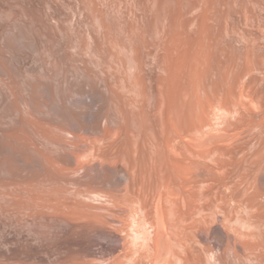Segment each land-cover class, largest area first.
<instances>
[{"label":"bare ground","instance_id":"6f19581e","mask_svg":"<svg viewBox=\"0 0 264 264\" xmlns=\"http://www.w3.org/2000/svg\"><path fill=\"white\" fill-rule=\"evenodd\" d=\"M170 21L174 20L170 18ZM106 25L98 29L101 32L99 39L93 32L83 38L84 35L77 36L71 30L63 32V28H59L62 33L54 34L56 39L53 40L49 36L53 34L50 28L49 34H40L43 39L47 37L43 45V39L39 40L42 36H37L36 41H41L42 45L39 47L34 40L21 44L14 39L0 42V221L48 223L62 229L70 228L72 233H77L75 230L114 233L112 226L120 224L123 232L132 233L129 236L131 245L124 242L123 246L137 255L134 264H142L146 258L150 259V264H201V255L197 257L200 251L193 252L197 246L194 248L193 244L194 249H190L195 239L191 236L205 233L207 228L214 233L211 238H214L215 247L211 249L210 244L208 251L220 253L217 258L214 254L215 261L223 256L226 259L231 252L241 258V252L237 251L242 247L254 254L259 247L264 249L261 242L264 241V206L257 198L264 195L257 196L263 191L258 188V182L264 183V156L259 155L264 146H259L258 153H252V158H248L250 151L246 148L250 142L248 145L247 141L241 143L240 138L248 129L259 127L262 122L264 125L263 114L257 125L256 114L247 107L249 101L257 102L256 93L252 90V94H247L248 104H244L239 98L246 99L248 88L244 93L240 92L235 110L232 107L235 100L231 98L239 95L225 93L222 101H217L219 105L214 104L219 107L218 111L215 108L216 112L212 111L214 117L210 112L212 95L209 101L206 99L210 94L206 93L207 98L204 96L209 106L204 101L206 106L203 103L197 106L190 96L193 92L188 94L182 86L185 90L177 89L181 84L179 79L185 78L179 73H185V64L189 60V56L185 61L183 57H187L185 53L193 52H184L185 56L175 53L178 62L183 58L180 65L184 61L183 68L179 67L183 72L175 71L174 41L178 38L173 35V30L165 29L161 43L147 45L144 42L143 45L140 42L127 49L120 40L111 39L112 32ZM182 38L179 37L180 41ZM51 41L56 43V49L49 50ZM182 44L183 48L188 46L186 40L185 43L181 41ZM21 49L38 51L34 56L4 54L7 50L18 52ZM249 58L251 61L252 57ZM249 61L244 62L247 69L251 66L247 67ZM207 65L211 66L210 62ZM223 69L227 73L228 68ZM223 69L220 67L221 71ZM188 72L187 69L186 78L191 69ZM197 99L196 104L202 101ZM210 113L213 119L209 120ZM196 114L197 121L194 120ZM197 134L199 138L195 136ZM262 138L260 142L263 143L264 135ZM255 178L262 180L256 182L257 189L254 186L259 189L258 194L253 188ZM214 200L216 211L220 209V224L211 220L208 213L210 209L214 210ZM124 201L127 205L122 204ZM121 205L131 207L126 208L131 210L130 215L126 214L125 208L121 209ZM225 221L233 225L226 226L229 223L225 225ZM228 227L233 239L227 235ZM234 237L240 240L234 241ZM244 237L249 239H242L247 242L241 243ZM187 242L191 243L190 247ZM174 244H179L181 251L171 250ZM237 244L243 246L237 250ZM262 250H259L260 258L264 253ZM132 255L129 254V259ZM245 255L248 258L249 255ZM255 255L259 258V253Z\"/></svg>","mask_w":264,"mask_h":264},{"label":"rangeland","instance_id":"374dc122","mask_svg":"<svg viewBox=\"0 0 264 264\" xmlns=\"http://www.w3.org/2000/svg\"><path fill=\"white\" fill-rule=\"evenodd\" d=\"M92 9H93V11H91ZM18 12H21V13H18ZM91 12L92 13L95 12L93 14V16L95 18L91 17L92 16ZM169 13L171 15H169ZM89 14H90V16L88 17ZM85 17H86V19H85ZM169 17L171 18V20H174L173 22L175 23V25L172 21H170ZM68 18H70L69 21H68ZM78 20H79V22H78ZM84 20L86 21L85 23H84ZM43 22L45 25H43ZM88 22H90V23H88ZM104 22H105V24H104ZM169 22H172V23H169ZM100 24L101 25L108 24V25H106V27L108 28V30H110L109 31L110 33L112 32L110 34V37L112 36L111 39L115 38L118 41L120 40L121 42H119V43L123 44V46L126 47L127 49H131V47L134 46L135 43L139 44L140 42H143V45H144V42H145V44L148 43L147 45H149V44L152 45V43L153 44L161 43L163 41L164 32L167 30V28L168 29L170 28L171 31L173 30V33H174L173 35L176 36V38L179 39V37L180 38L185 37L184 40L182 38L181 41H182V43H185V40L187 41V44H185V45H188V46H186L187 49L183 48L184 44L181 45L180 39L175 40V37H174V40L177 42L176 43L174 41V49L176 50V51L174 50V56L176 59L178 54L181 56H185L187 54L186 55L187 57H183L184 61L186 60L185 58H188V56H189V60H187L188 65L185 64V67H186V71L188 69V71H189L188 73H190V69H191V71L193 72V73L192 72L191 73L193 74L194 77L192 76L193 78L191 79L190 76L192 74L190 73V75H189L190 80L188 77L186 78L185 67H184L185 73L183 71H181L183 69H180V68H183L184 61L182 62L183 65L181 63L182 67L179 64V62H181L183 60V58L181 57L182 59H180L179 62L176 59L177 60L176 64L178 65V67L176 65L175 71L183 72L185 75L183 73H181V74L179 73V75L184 76L186 78V80L188 79L187 83H186L185 78H183L184 80L178 78L181 81V84H179V86H180L179 87L178 83H177V86H178L177 89L182 90V89H184L182 87H185L186 90L185 89L184 90L188 94L193 92L194 95H193V93H191L190 96H191L192 101L194 102V105H197V106L199 105V103H203V101L204 102L209 101L211 98V95H212L213 98H211L212 101H210V102L213 105H211V103L209 102L211 109L209 107H207L210 109L211 113H212V111H215V112H216V110L218 111L219 107H216V105L214 107V104L219 105L217 103V101L219 102V100H221V98L225 95V93L227 94V92H231V93H229V95L231 94V96H232V93H233V96L235 94L239 95V96L236 95V96L231 98V100L233 98H234L233 100H235V102L232 100L234 103V104H232L233 109L237 108L235 106V103L236 102L239 103L238 102L239 100H240V102L244 101L243 102L244 104H245V102L246 103L248 102L249 99H247L248 98L247 94L256 93V95H257L256 101L257 102H254L255 103L254 104L251 101H249L250 104L247 105V107L250 106L249 107L250 111L251 112L253 111V113L256 114L255 119H256L257 125L260 124V123L258 124V119L261 117V114H263L262 116H264V111L262 110V109H264V91H263L264 90V0H0V42L1 43H4L8 40L14 39L15 41L17 40L16 42L21 44L24 42H30L32 40L36 41L38 37L42 36L39 39V40H41L44 38L43 35L49 34L50 28L52 29V30L51 29L50 30H51V32H53V34L51 33L52 36L50 34H49V36L53 40L56 39L55 35H60V34H58L59 32L62 33L59 30V28L60 29L63 28L62 29L63 32H64V30H65V32H67L66 30H68V31L71 30L73 32V34H77V36L79 34H81V36L84 35L83 38H88V34L93 32L92 34H94L95 36L98 35V37L97 36L96 37L99 39V38H101V36H100L101 32H100V30H98V29H100V26H101ZM128 25H130L131 27ZM136 25H137V27H136ZM46 26H47V29L45 28ZM97 26H98V28H97ZM93 28L94 29L97 28V29H95L96 31ZM141 28L144 29L143 32H142ZM134 29H136V33L134 32L135 31ZM74 31H76L77 33H74ZM125 32H126V34H125ZM141 32H142V35H141ZM176 32H177V34H175ZM40 34H43V35H40ZM114 34H115V37H114ZM180 34H182V36ZM141 37L143 38V40L141 39ZM46 38L42 40V45H43V42H46ZM51 38H49V39H51ZM138 38H139V40H138ZM39 40H38V42L37 41L35 42L36 47L42 46L41 41H39ZM149 41H150V43H149ZM49 42L50 41H48V44H49ZM51 42L52 43L48 46L50 47L52 45V48H50L49 50L54 49V47L56 49V43L54 44L53 43L54 41H51ZM179 44L181 45V48L179 47L180 46ZM44 45H46L45 47H47V43L46 44L44 43ZM128 46H129V48H128ZM49 47H47V48H49ZM188 47H189V49H188ZM42 48L40 47L39 49H42ZM182 48H183V50H180L181 52H177L179 49H182ZM184 49H186L187 51L186 50L184 51ZM201 49H202V51H201ZM189 50H190V52H193V53H191L192 55L189 54V52H188ZM36 52L34 51V53H33V51L29 52V50L27 51L25 49H21V51L18 50V52L16 50L15 51H13V50L8 51L7 50L4 52V54L10 55V53H16L19 55L22 54L24 56H27L26 54H28V56H30V54H32V56H34L35 54H37ZM184 52H188V53H185V55H184ZM247 52L251 54V56H250V58L252 57L251 59L248 57L250 54H248ZM175 53L176 54L178 53L177 56ZM180 53H183V54H180ZM195 53H196V55H194ZM246 53H247V55H246ZM219 56H222V57H219ZM191 57H193V59ZM196 57L198 59H196ZM218 57H219V59H218ZM220 58H221V60H220ZM247 58H249L252 62L249 61ZM203 59H204V62H203ZM208 59H209L211 66L213 65V67H211L210 65H207V64H209V62L207 61ZM216 59H218V60L216 61ZM190 60L191 61L193 60L195 62H191ZM188 61H189V63H188ZM220 61L222 63H220ZM245 61L246 62L249 61L247 67L249 65H251V66L253 65L252 67L250 66L251 70L249 69V67H248V69L245 68L246 67L245 65L247 64ZM217 62H218V64H217ZM201 63L204 66H202ZM233 63L237 66H235ZM190 65H192V66L190 67ZM218 65H221V66H218ZM224 65H225V67H224ZM231 65H232V67L230 70ZM193 66H195V68ZM214 66H216V68L217 67L218 68L216 69ZM222 66H223V68H225V70H226V68H228L230 70V72H228L229 70L227 69L226 70L227 73H225ZM240 66H242L241 67L242 70L240 69ZM200 67H201V70L199 71ZM220 67H221V70L223 69V71L220 70ZM243 69L244 70L246 69V71H243ZM210 70H212V71H210ZM234 70H235V72H234ZM213 71H214V73H213ZM238 71H240L241 73ZM177 72H176V76L178 75ZM196 72H198L202 78H199L200 76ZM236 72H238V74H236ZM188 73H187V76H188ZM208 73H209V77L211 76L210 78L208 77ZM234 73L236 74V76ZM201 74H203V75H201ZM232 75H233V77H232ZM239 75H241L242 77L241 76H240L241 78L238 77ZM253 75H254V77H253ZM234 76L238 77V78H235ZM238 79H240V81ZM253 79H254V81H253ZM218 80L221 83L218 82ZM234 80H235V82H233ZM188 81H191V82H188ZM216 81L221 85H219ZM230 81H232V82H230ZM238 82H239V84H238ZM247 82H252V83L248 84ZM189 83H190V85L192 84V86L189 87ZM196 84H197V86H196ZM213 84L214 85L218 84V86H216V87L212 86L211 87V85H213ZM233 85H234V87H233ZM236 85H237V87L235 88ZM208 86H210V87H208ZM219 86H221V87H219ZM211 88H213L214 91L216 89V91L218 90L219 92L215 91V93H214V91ZM219 88L220 89L222 88V90H220ZM239 88L241 90L242 89L243 90L239 91ZM189 89L191 91H189ZM235 90H237V93ZM245 90H246L245 95L247 96L246 99L244 97H243V99L239 98L240 92L242 93ZM252 90L253 91L256 90V92H253ZM194 91H196V92H194ZM247 91H249L250 93ZM251 91H252V93H251ZM212 92H213V94H212ZM206 93H208V95L210 94L209 98H207L208 95ZM258 93H260L259 96H258ZM216 95H218V96H216ZM192 96L195 98L193 99ZM204 96L207 98L206 99L207 101L205 100ZM197 97L198 98L201 97V98L197 99ZM236 97L239 98L238 101H236L237 100ZM195 99H197L198 101H200V100H202V101H200V102H198V104H196L197 101ZM213 101H215V102L213 103ZM258 101L263 102L262 103L263 105H261L260 102L258 103ZM193 102H192V104H193ZM207 104H208V102L206 103V105ZM197 106H194V107L197 108ZM207 106H209V105H207ZM196 108H194V110ZM212 108L213 109L215 108L216 110L215 109L212 110ZM253 108H256L255 111H259V113L254 112ZM211 113H210V115H211ZM214 114L215 113L213 112L212 115L214 116ZM212 115L209 118V120L213 119ZM195 119L197 121V114H196L194 120ZM212 122L213 123L215 122V118H214V121H212ZM262 123H261L262 127L256 126V127L252 128V130L248 129L247 133L245 131L243 133V135L245 133H246L245 135L249 134L247 136V138L245 135H244L245 137L243 135H241L244 138L240 136V138H242L241 143L244 141L245 142L247 141V145H248L250 142V144L246 148L247 150L249 148L248 152L250 151L248 158H252L251 157V156H253L252 153H254V154L258 153L257 152L258 150H256V149H259L258 148L259 146L260 147H261V145H262V147L264 146V144H263L264 141H263V143L260 142V140L262 141V139H263L262 137L264 135V131H263L264 125ZM254 132H255V134H253ZM257 133H259V134L256 135ZM255 135H256V137H255ZM195 136L197 138L200 137V136H198V134ZM253 137H255L254 141L251 140ZM257 140H259L258 143L256 142ZM251 141H252V143H251ZM247 150H246V152H247ZM260 150H262V151H260ZM260 150L259 151L261 153L259 152V155L264 156V148L263 149L261 148ZM257 178L253 179V188L254 189L256 187L255 186L256 182L262 181V180L257 179ZM259 183L260 182H258V185H260V186H258V188L260 189V191L262 188L263 191L260 193L261 195L259 194L257 196H262V194L264 193V185H263L264 183H262V184L261 183L259 184ZM256 189H257V187H256ZM256 189L254 191H257L255 193L258 194L259 189L258 190H256ZM262 197H257V198H259L261 200V202L259 204H263V206H264V201H263L264 195ZM214 202H215V200L212 202V204ZM122 204L127 205L125 203V201H124V203L122 202ZM128 205H130V204H128ZM122 206L123 205H121V209L123 210L125 208L126 214L130 215L131 210H129V209L127 210L126 208L131 209V207L127 206V207L123 208ZM214 206L216 207V204H213V207ZM213 207H212V209H213ZM215 207H214V210L210 209V212H208V213L211 214L210 215L211 220L214 219V222L217 221L218 224H220V222H222L221 217H220L221 214L220 215L218 214V213H220V211H219L220 209L217 208L218 211H216ZM125 211H124V214H125ZM212 211L214 213L215 212H217V213L214 214ZM212 215H214V217ZM216 217L218 220L216 219ZM8 220L9 219H6V221L5 220L0 221V264H115V262H118V264H120V263L121 264H127V263L134 264V261L137 259V255H135L133 251H129V250H127L126 246H125V248L123 246L124 242L126 244L129 243V241L131 240V238L129 236L132 233L123 232V230H121L122 228H120V224H114L115 227L112 226V228L115 229V231L113 229L114 233L113 232L112 233H83V232L81 233L80 230H75V231H77V233H72V230L70 228H65V229L63 228L62 229V228H59L57 226L54 227L53 224L49 225L48 223H39V222H38L39 224L38 223L32 224V222L28 223L26 221H13V220L8 221ZM7 222H9V223H7ZM226 222L227 221L224 222L225 225L227 223H229V222H227V223ZM230 223L227 224L226 226L230 225V227H231V225H233V224H230ZM116 225H118L119 227L117 226V228H116ZM230 227H228L229 229L227 228L228 230H226V232H228L227 235L232 238L234 235L232 236V232L231 233L229 232ZM118 228L121 231H119V230L116 231V229H118ZM67 229L70 230V232ZM203 230H205V231L208 230L207 231L208 233L204 231L205 233H194L195 235L193 234L191 236V239L194 237H195V239L192 240V242H191L192 247L190 248L192 251L197 246L195 248L196 250L194 249L193 252L197 251V253H198L200 251L198 253L199 255H197V257L199 256V258H200V255H201V260H200L201 264H223V263L224 264H235L236 262H237V264H257V263L258 264H264V262H263L264 261V259H263L264 258L263 246H262L263 250L260 249L261 247L258 248L259 250L263 251L262 252L263 254L261 256L262 258H260L261 254H260L258 249H256V250H258V252L256 250L254 251L255 254L259 253V255H258L259 258H257V256L254 253H250L249 251L244 249L249 254L247 252H245L243 250V247H242L243 244H240L241 246L238 244L236 245V247L238 246L236 248L237 250L240 247H242L241 251H240V249H239V251H237V252H241L240 253L241 258H239V254H238V256H235V254L233 252H231V253H229L230 257L228 256V254L226 255L227 260L224 259L225 256H223V259L220 257V259H222V262L219 258L218 259L220 260V262H218L219 261L218 259H217V261H215L214 254L216 253V258H217L220 256V253L218 251H214V254H213L212 253L213 250H211L214 247L213 246L214 245V242H213L214 238H211L214 233H212V231L210 232L208 228H207V230L206 229H203ZM73 232H74V230H73ZM127 234H129V235H127ZM258 234H260V233H258ZM124 235L128 238H126ZM235 238L236 237H234V241L238 240L239 237H237L236 239ZM259 238L262 239V236L261 237L259 236ZM242 239H245V237L241 238V240ZM248 239H249V237L246 238L245 240H248ZM261 239H258L255 237V240H257V241L258 240L261 241ZM194 240H195V243H197L196 245L194 243ZM239 240H240V238H239ZM250 240H251V238H250ZM234 241L232 240L231 242L234 243ZM188 242H187V245H189V247H190L191 243H188ZM240 242L242 243L244 241L242 240ZM245 242H247V241H245ZM261 242H262V244H264L263 243L264 241H261ZM193 244H194V248H193ZM128 245L130 246L131 243H129ZM176 245L174 244L172 246L173 248L171 250H173V249L175 250V248H176V250L181 251V248H180L181 246L178 247L179 244H176ZM209 245L212 246V247H210L211 253L208 251ZM198 247H200L201 250ZM232 247H233V244H232ZM242 250H243V253H242ZM127 251L131 252V253H128ZM173 251H171L172 254H174ZM167 252H168V250H167ZM202 253H203V255H202ZM217 253H219V255ZM129 254L130 255L133 254L130 259H129ZM244 254L249 255L248 258L246 255L244 256ZM125 255L127 256V258H124ZM233 255L235 256V258ZM232 256H233V258H232ZM242 256H243V258H242ZM252 256H253V258H255V260L252 258ZM133 258H134V260H133ZM259 259H262V260H259ZM122 260H124V261L122 262ZM129 260H131V261H129ZM149 260L150 259H148V258L144 259L142 264H145V263L150 264ZM202 261H203V263H202Z\"/></svg>","mask_w":264,"mask_h":264}]
</instances>
